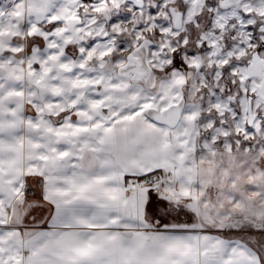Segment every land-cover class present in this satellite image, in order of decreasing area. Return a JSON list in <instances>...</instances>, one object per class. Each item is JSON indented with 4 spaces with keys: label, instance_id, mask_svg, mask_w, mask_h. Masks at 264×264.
<instances>
[{
    "label": "snow or ice",
    "instance_id": "snow-or-ice-1",
    "mask_svg": "<svg viewBox=\"0 0 264 264\" xmlns=\"http://www.w3.org/2000/svg\"><path fill=\"white\" fill-rule=\"evenodd\" d=\"M0 264H264V0H0Z\"/></svg>",
    "mask_w": 264,
    "mask_h": 264
}]
</instances>
